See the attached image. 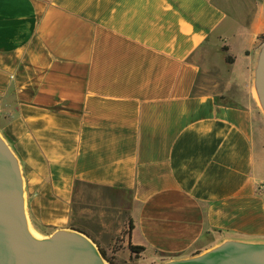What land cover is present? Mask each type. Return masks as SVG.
<instances>
[{
	"label": "crops",
	"instance_id": "0c3cea01",
	"mask_svg": "<svg viewBox=\"0 0 264 264\" xmlns=\"http://www.w3.org/2000/svg\"><path fill=\"white\" fill-rule=\"evenodd\" d=\"M263 44L264 0H0V137L31 173L32 226L106 256L119 236L142 264L264 245Z\"/></svg>",
	"mask_w": 264,
	"mask_h": 264
},
{
	"label": "water",
	"instance_id": "95a60500",
	"mask_svg": "<svg viewBox=\"0 0 264 264\" xmlns=\"http://www.w3.org/2000/svg\"><path fill=\"white\" fill-rule=\"evenodd\" d=\"M254 84L264 107V44ZM23 203L18 162L0 137V264H101L105 261L98 248L95 246V251L85 239L90 238L76 230H59L45 241H31L24 229ZM163 264H264V245L225 242L196 257Z\"/></svg>",
	"mask_w": 264,
	"mask_h": 264
},
{
	"label": "rangeland",
	"instance_id": "374dc122",
	"mask_svg": "<svg viewBox=\"0 0 264 264\" xmlns=\"http://www.w3.org/2000/svg\"><path fill=\"white\" fill-rule=\"evenodd\" d=\"M219 73L221 74L218 77V80L215 82L214 81H209L205 80V77L203 80H199L196 87H195V92L202 94L209 92L212 90L213 87H217L221 89L224 85V82L221 80L227 72L224 70H219ZM262 114V121H258L259 129L264 133V112L261 110ZM19 165V164H18ZM19 171L20 175L22 178V188H23V199H24V204H25V212L27 215V200L30 196V174L31 173H23L24 171L20 168L19 166ZM83 191V195L81 192ZM94 194H91V191L89 188H80L79 189V194L77 195L78 199H82L81 203L86 204V205H81V206H86V207H92L93 209L95 208V205L98 204L100 206L99 208H102L105 210V218H103L104 222H108L109 220L112 219V216H115L116 219L122 220L124 218V205L123 203L119 200H117L113 195H108V194H103L101 199L99 198V203H95V199H97ZM89 196L91 197V200L89 199ZM101 196V195H100ZM77 210V209H76ZM28 217V215H27ZM91 221L92 225H94L95 219L94 218H85V224ZM87 221V222H86ZM74 224H72L73 226ZM71 226V225H70ZM84 226V225H82ZM36 229V228H35ZM44 238H48L53 232L50 230H38L36 229ZM68 230V229H66ZM74 230V229H72ZM87 234V233H86ZM105 236V235H104ZM121 239L119 236H116L115 239L110 243L109 249L112 251V254H107V257L111 260L113 264H142V262L138 259L137 255H128V253L125 251L124 247L121 244ZM95 244V243H94ZM96 245V244H95ZM97 248H99L96 245ZM108 263V262H107ZM109 264V263H108ZM163 264V263H160Z\"/></svg>",
	"mask_w": 264,
	"mask_h": 264
},
{
	"label": "bare ground",
	"instance_id": "6f19581e",
	"mask_svg": "<svg viewBox=\"0 0 264 264\" xmlns=\"http://www.w3.org/2000/svg\"><path fill=\"white\" fill-rule=\"evenodd\" d=\"M254 95H255V99H256V102H257V106L263 110L264 107H263V104H262V101H261V98L254 86ZM23 202H24V199H23ZM23 214H24V229H25V233L27 234V236L29 237V239L33 242H41V241H45L47 240L48 238H44L33 226L32 224L30 223V221L28 220V217L26 215V212H25V204L23 203ZM25 212V213H24ZM68 233H71V234H75V235H79L81 237H83L82 235L74 232V231H67ZM84 238V237H83ZM87 240V242L91 245V247L96 251V245H94L93 241H91L90 239L88 238H85ZM101 264H108L106 263L105 261H101Z\"/></svg>",
	"mask_w": 264,
	"mask_h": 264
},
{
	"label": "trees",
	"instance_id": "16d2710c",
	"mask_svg": "<svg viewBox=\"0 0 264 264\" xmlns=\"http://www.w3.org/2000/svg\"><path fill=\"white\" fill-rule=\"evenodd\" d=\"M226 61H227V62H230V59L227 57V58H226ZM74 230H76V229H74ZM76 231H78V230H76ZM79 232H81V231H79ZM81 233H83V232H81ZM83 234H85V233H83ZM85 235H86V234H85ZM86 236H87V235H86ZM87 237H88V236H87ZM127 248H128V250H129V252H130L131 254H134V255H138V254H140L141 252H143V248H142V247H137V246L128 245ZM98 250H99V252H100L102 258H103L106 262H108L109 264H113V263L111 262V260L106 256L105 252H104L102 249H99V248H98Z\"/></svg>",
	"mask_w": 264,
	"mask_h": 264
}]
</instances>
